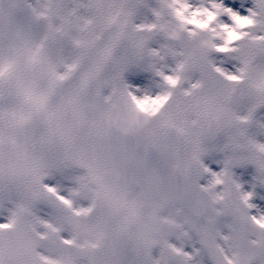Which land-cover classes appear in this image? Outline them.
Segmentation results:
<instances>
[{
  "label": "snow or ice",
  "instance_id": "snow-or-ice-1",
  "mask_svg": "<svg viewBox=\"0 0 264 264\" xmlns=\"http://www.w3.org/2000/svg\"><path fill=\"white\" fill-rule=\"evenodd\" d=\"M0 264H264V0H0Z\"/></svg>",
  "mask_w": 264,
  "mask_h": 264
}]
</instances>
